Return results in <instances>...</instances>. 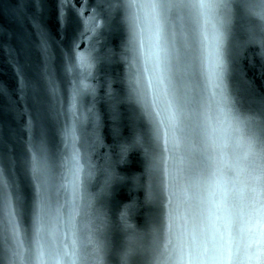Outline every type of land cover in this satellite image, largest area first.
Segmentation results:
<instances>
[{"label":"snow or ice","instance_id":"6c2138e0","mask_svg":"<svg viewBox=\"0 0 264 264\" xmlns=\"http://www.w3.org/2000/svg\"><path fill=\"white\" fill-rule=\"evenodd\" d=\"M40 2L32 0L34 6ZM23 3L24 0H18V5ZM69 7L84 26V31L79 33L84 37V32L89 31V19L96 18L93 15L96 9H91L86 17L84 0L79 8L74 0H57V18L61 23L67 22ZM97 8L106 15L123 11L133 40L147 32L151 41L155 83L148 84L151 99L147 96L140 99L143 115L152 126L154 145V154L149 155L145 150L150 161L148 199H153V180L157 179L155 173L160 171L161 163L165 180L168 177L164 153L168 152L170 142L174 147L179 145L180 116L189 121L186 127L193 140V150L201 151L202 145L206 146L204 150L211 149L210 170L180 189L174 209L169 205L175 193L168 192L165 181L157 180L167 196L158 205L163 236L153 229L151 239L146 240L144 234L133 230L123 251L107 254L94 243L90 232L82 237L77 233L75 221L82 212L77 202L80 189L92 180L95 171L86 155L81 163L75 148L67 158L74 176L73 199L66 214L70 237L60 240L51 231L52 157L47 133L41 128L27 150L25 161L34 189L31 230L23 225L25 205L14 179L15 161L0 149V264H105L106 255L113 258V264H130L133 259L134 264H264V101L257 108H244L229 94L224 49L229 26L240 13L245 14L252 26L253 38L258 33L264 46V0H97ZM98 23L97 20L94 28ZM33 26L39 27L35 21ZM189 34L199 36L203 44L198 66ZM41 47L42 55L47 58L46 40H42ZM76 47L73 41L75 66L90 69L94 58L75 52ZM198 77L206 81L204 88ZM40 81L33 85L37 93L42 87L46 92L56 93L50 72L41 73ZM86 90L82 80L68 98L64 135L73 143L83 129V118L74 109ZM110 179L109 173L105 186ZM193 198L200 201L203 210L189 216L187 211ZM244 200L255 208V217L245 218L239 210ZM92 204L89 194L85 207L90 210ZM60 208L55 209L57 217L63 215ZM86 228L85 223L83 229Z\"/></svg>","mask_w":264,"mask_h":264},{"label":"water","instance_id":"95a60500","mask_svg":"<svg viewBox=\"0 0 264 264\" xmlns=\"http://www.w3.org/2000/svg\"><path fill=\"white\" fill-rule=\"evenodd\" d=\"M74 3L79 8L81 0ZM91 9H96L93 13L96 18L89 19V31L80 37L84 26L71 7L67 9V22L58 21L57 0H41L38 6L32 0H24L22 5H18V0H0V149L15 161L14 179L25 205L23 225L31 230L34 189L25 161L27 150L41 128L47 133L54 193L50 228L60 240L70 237L66 214L73 199L74 176L67 158L73 148L79 151L81 163L86 155L94 165L95 175L80 189L77 202L82 212L76 217L75 226L79 236L90 232L94 243L111 254L124 250L133 230L144 234L146 240L151 239L153 229L163 236L158 205L167 196L157 180L165 181L168 192L175 193L169 205L174 209L180 189L210 170L212 152L210 148L204 150L203 145L201 151L193 150L186 127L189 121L180 116L179 145L174 147L170 142L168 152L164 153L168 177L165 180L161 163L160 171L155 173L157 179L153 180V199H148L150 161L145 150L154 154V145L152 126L143 115L140 99L143 96L151 99L148 84L155 83L151 41L147 32L133 40L123 11L106 15L99 12L97 0H84V16L88 17ZM97 20L98 27L94 28ZM34 21L38 28L33 26ZM229 28L224 46L228 60L227 90L239 105L257 108L264 101V46L258 33L253 38L252 26L244 13L237 14ZM42 40L47 42V58L42 55ZM189 40L198 66L203 50L201 38L189 34ZM73 41L77 45L75 52L94 58L90 69L75 66ZM45 71L51 73L56 83L55 94L43 87L39 93L34 90L33 85ZM82 80L87 90L74 111L83 118V129L73 143L70 138L65 139V113L71 90ZM198 80L204 88V78ZM40 83L43 85L44 81ZM68 120L71 121V115ZM109 173L111 179L105 186ZM89 194L93 200L90 210L85 207ZM190 204L189 216L202 212L203 205L198 199L193 198ZM56 208L63 215L57 217ZM239 210L245 218L255 217V208L247 200L241 202ZM85 223L87 228L83 229ZM105 264H113L110 255H106ZM130 264H134V259Z\"/></svg>","mask_w":264,"mask_h":264}]
</instances>
